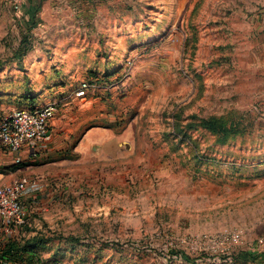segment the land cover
I'll return each instance as SVG.
<instances>
[{"label": "rangeland", "instance_id": "1", "mask_svg": "<svg viewBox=\"0 0 264 264\" xmlns=\"http://www.w3.org/2000/svg\"><path fill=\"white\" fill-rule=\"evenodd\" d=\"M35 4L0 0V113L56 103L52 139L11 176L47 197L27 192L14 236L53 238L43 264H264V243L249 254L264 237V0ZM55 139L77 157L54 161ZM226 230L241 239L225 252L191 244Z\"/></svg>", "mask_w": 264, "mask_h": 264}, {"label": "built area", "instance_id": "2", "mask_svg": "<svg viewBox=\"0 0 264 264\" xmlns=\"http://www.w3.org/2000/svg\"><path fill=\"white\" fill-rule=\"evenodd\" d=\"M24 0H11L12 8L19 12ZM92 85L82 80L74 89L76 97H85ZM56 116V103L34 107H17L0 113V145L14 155V162L34 159L52 139V121ZM33 179L27 175H15L10 180L0 181V264H21L13 255L7 253L10 242L19 240L14 236L29 217L30 203L27 190ZM241 233L237 230L221 234H203L191 240V244L206 247L208 244L221 246V251L239 242ZM264 237L258 238L253 252H260ZM216 248V247H214Z\"/></svg>", "mask_w": 264, "mask_h": 264}, {"label": "crops", "instance_id": "3", "mask_svg": "<svg viewBox=\"0 0 264 264\" xmlns=\"http://www.w3.org/2000/svg\"><path fill=\"white\" fill-rule=\"evenodd\" d=\"M37 1V0H36ZM36 1L34 0H31V3L33 4L32 7H34V5H36ZM41 105H44V104H41ZM34 106H37L35 104H28L26 105L25 107H34ZM40 106V105H38ZM91 129H88L87 131H85L83 133V135H80L78 137V139L75 141L76 144L74 145V150L77 151L78 147L83 144L86 140H88V135H89V131ZM56 141H58V139L54 140L50 146L49 144V147L48 148V154L49 155H52V158L54 159V161H61L63 159H67V158H70V159H74L77 157L76 155V152H72L70 153V148H66V149H63L65 143L63 142V144H60L57 143ZM49 142H47L48 144ZM46 144V146H47ZM73 145V144H72ZM71 145V147H72ZM44 146V148L46 147ZM100 144L98 143H95V144H92V148L93 150H97L98 148H100ZM1 147V145H0ZM7 153V152H6ZM7 154H10L12 156L11 153H7ZM27 160V159H26ZM11 164H14V160L13 158H11ZM27 161L23 160L20 167L16 170V171H7L9 173V175H4L5 173H2L0 172V175L2 176H6L11 179V176L13 173H16L18 170H22L26 167H28L29 165L26 164ZM11 164H6V165H11ZM6 173V174H8ZM8 179V180H10ZM42 189H45L46 191L49 190L50 188L47 187V186H44L42 187ZM41 187L40 188H36V189H32V190H29L28 191V197H33V198H37L36 200H38L39 204H43L45 203V200L47 199L46 196L42 195L41 194ZM50 192V191H49ZM35 201V200H34ZM31 232V231H30ZM37 232H34L33 235H29L28 238H26V240H28V244H27V247L26 249L24 250L23 252V256H20L18 257L19 258V261L21 262V264H43V256L41 254V250L42 248L44 247L45 243H48L49 241H51L53 238H44V236H38L37 234H35ZM56 239H57V243L60 244L62 243L64 240H68V238H71V237H74L73 235H63V234H56ZM47 262H49V259L46 260Z\"/></svg>", "mask_w": 264, "mask_h": 264}, {"label": "trees", "instance_id": "4", "mask_svg": "<svg viewBox=\"0 0 264 264\" xmlns=\"http://www.w3.org/2000/svg\"><path fill=\"white\" fill-rule=\"evenodd\" d=\"M87 81L91 84L90 80H87ZM30 104H33V103H30ZM21 163L22 162L14 163V164H11V165H4V166L0 165V172L16 171L20 167ZM77 239L78 238H76V237L68 238V240H70L72 242L76 241ZM28 242L29 241L26 240V239H24V240L20 239V240L14 241V242H10L9 248H8V250L6 252L10 253L11 255L14 256L15 259L19 260L18 257L23 256V252L26 249ZM249 254H250V256L253 257V260L255 258H257V256L259 255V254L255 253V252L254 253L249 252ZM260 254L264 255V252H260ZM244 258L246 259V256Z\"/></svg>", "mask_w": 264, "mask_h": 264}]
</instances>
